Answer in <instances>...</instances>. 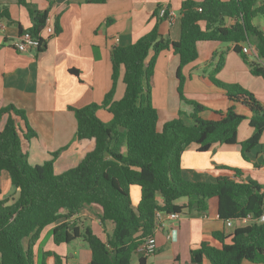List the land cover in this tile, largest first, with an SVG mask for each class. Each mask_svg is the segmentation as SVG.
<instances>
[{
  "label": "trees",
  "instance_id": "1",
  "mask_svg": "<svg viewBox=\"0 0 264 264\" xmlns=\"http://www.w3.org/2000/svg\"><path fill=\"white\" fill-rule=\"evenodd\" d=\"M18 3L29 11L33 23L27 30L37 37V49L43 50L45 41L40 32L48 11L38 10L26 0ZM160 7L152 16L158 21H170L167 12L159 15ZM178 13L177 40L161 35L156 23L133 43L114 46L112 84L101 103L69 107L76 119L78 162L74 167L59 174L54 172V158L61 149L41 164H30L23 146L35 134L24 111L13 104L0 108V116L7 114L0 130V173L8 174L17 192L10 203L0 200V264H37L34 246L42 230L62 219L53 227L56 244L81 238L89 246L90 264H132L139 244L153 235L158 226L155 212L180 214L183 209L215 213L224 222L252 216L247 224L235 226L229 235L214 233L219 247L201 242L192 248L187 264H264V222L256 221L264 206V187L252 179L236 180L227 175L205 182L188 181L181 174L182 153L191 143L204 152L216 142H237V127L245 116L236 112L235 104L251 112L249 124L253 133L240 142L241 151L257 145L264 129V109L251 91L214 77L221 68L222 54L209 81L224 91L231 104L224 110L212 111L208 118L199 115L203 105L184 97L180 74L181 67L197 57L198 41L233 43V50L243 53L242 44L252 38L258 58L264 59V33L252 22L257 15L264 18V0H182ZM58 31L54 20V32ZM164 49L178 55L177 89L180 99L193 108L188 115L192 124L178 116L164 122L158 130V113L151 94L152 74L156 57ZM150 51L153 53L147 58ZM121 66L125 89L120 99L113 100ZM248 66L250 73L264 80V62L250 61ZM99 108L111 113L110 121L97 116ZM235 173L240 174L237 169ZM131 185L140 187L135 207ZM182 197H187L188 202L176 203ZM84 206L98 209L104 233L106 222L113 225L104 239L90 225L80 227L75 221H68ZM227 237L229 242L225 241ZM46 256H53V264H63L59 255L48 251L43 253L40 264H45ZM136 264H147L146 256L139 254Z\"/></svg>",
  "mask_w": 264,
  "mask_h": 264
},
{
  "label": "crops",
  "instance_id": "2",
  "mask_svg": "<svg viewBox=\"0 0 264 264\" xmlns=\"http://www.w3.org/2000/svg\"><path fill=\"white\" fill-rule=\"evenodd\" d=\"M26 1L40 11H48L51 19L57 22L59 31L50 35L45 29L41 30L40 35L45 41L43 50H17L14 42L21 31L32 26V17L18 0H0V108L13 104L24 111L26 122L35 134L23 146L30 164H41L50 159L54 151L61 149L53 162L54 172L59 174L78 162L76 119L69 107L101 103L112 84L111 50L114 46L133 43L156 23L161 35L177 40L180 36L178 12L182 0H104L99 3L86 0ZM158 5L172 9L175 18L158 21L152 16ZM256 18H253V24L264 33V21L257 22ZM244 44L251 47V52L238 53L233 50V43L198 41L197 57L181 67L182 93L185 98L204 106L199 112L201 117L208 118L212 111L224 110L231 104L224 91L209 81L221 54L222 65L214 77L224 83H238L251 91L264 109V80L250 73L248 66L250 61L263 63L264 59L258 58L254 39L242 46ZM152 53L150 51L147 58ZM178 65V55L171 49L161 50L155 60L151 94L158 113V130L180 112L186 114L182 116L185 123L191 121L188 115L193 108L180 99L177 89ZM123 74L121 66L113 100L120 99L124 93ZM235 110L245 116L237 127V142L229 145L216 142L204 152H199L194 143L188 145L181 157V174L185 180L212 182L220 175H227L236 180L252 179L264 187V129L259 143L243 153L240 142L253 133L249 124L251 112L240 104H235ZM96 114L104 122L112 117L104 108H99ZM6 118L7 114L0 116V130ZM235 169L240 174H236ZM130 195L135 207L140 198V187L131 185ZM16 197L17 192L8 174L1 172L0 200L10 203ZM157 201L161 202L159 196ZM187 202V197L176 201L178 204ZM63 220L42 230L34 246L37 264L47 251L59 255L63 264H84L75 257L77 252L70 242L56 244L53 240V227ZM68 221H75L80 227L90 225L103 239L113 226L106 222L104 233L98 209L92 206L82 207ZM163 221L164 225L154 231L155 251L144 255L147 264H187L192 248L201 242L219 247L220 241L214 233L229 235L235 226H241L237 220H231L228 226L215 213L189 209H183L177 220L164 218ZM26 241L22 240V244L25 245ZM225 241L229 242V237ZM69 248L74 249L73 254L66 256ZM134 255L137 258L139 253ZM53 261V256H46L44 260L45 264H53ZM85 264H90V258Z\"/></svg>",
  "mask_w": 264,
  "mask_h": 264
},
{
  "label": "built area",
  "instance_id": "3",
  "mask_svg": "<svg viewBox=\"0 0 264 264\" xmlns=\"http://www.w3.org/2000/svg\"><path fill=\"white\" fill-rule=\"evenodd\" d=\"M167 12V15L169 16V19L172 20L175 18V13L172 11V9L168 8L166 5L160 7L159 9V15L162 16L164 13ZM2 25L0 24V28ZM45 31L52 35L54 33V21L51 19V17L48 15L45 18V23L44 27ZM14 46L17 50L19 51H25L30 48H37L38 47V39L37 37H34L28 30L22 31L18 39L14 42ZM251 47L248 46L247 44H244L242 46V52L243 53H249L251 52ZM253 53L256 55V49H253ZM155 216L157 219L158 226L155 228L157 229L158 227L164 225V218L170 219V220H177L180 217V214L178 212H169V213H164L162 211H156ZM252 216L251 214H247L245 217H242L240 219H237V221L241 225H245L249 222V219H251ZM257 222H264V206L262 207L260 215L256 218ZM226 224L228 226L231 225V221L228 220L226 221ZM169 237V235H167ZM156 248V239L154 234L150 235L148 237H145L144 240L139 244L137 248V253L140 255H149L155 251Z\"/></svg>",
  "mask_w": 264,
  "mask_h": 264
},
{
  "label": "rangeland",
  "instance_id": "4",
  "mask_svg": "<svg viewBox=\"0 0 264 264\" xmlns=\"http://www.w3.org/2000/svg\"><path fill=\"white\" fill-rule=\"evenodd\" d=\"M255 21H257V22L258 21H264V18L261 15H257V18ZM181 114H183V112L178 113V116L183 119L182 116H186V114H183V115H181ZM189 124H192V121H190ZM70 245H72L73 247L72 246L71 247L74 248L77 252V256H75V257L80 258L82 260V262H84V264L87 263L90 256H91L88 244L85 241H83L81 238H79L78 242H75V240H74V242L71 241ZM74 249L69 248L66 256H70L71 254H73ZM136 260H137L136 256L133 255L132 256V264H135Z\"/></svg>",
  "mask_w": 264,
  "mask_h": 264
}]
</instances>
